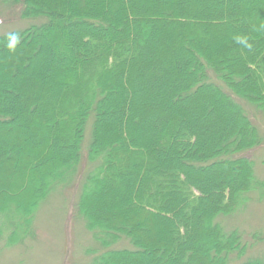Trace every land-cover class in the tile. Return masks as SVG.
I'll use <instances>...</instances> for the list:
<instances>
[{
    "label": "trees",
    "instance_id": "obj_1",
    "mask_svg": "<svg viewBox=\"0 0 264 264\" xmlns=\"http://www.w3.org/2000/svg\"><path fill=\"white\" fill-rule=\"evenodd\" d=\"M0 2L35 20L9 31L14 51L0 35L7 246L96 163L78 201L94 264H264V244L249 254L242 241L264 231L226 232L220 217L255 194L264 205L251 158L264 144V0Z\"/></svg>",
    "mask_w": 264,
    "mask_h": 264
},
{
    "label": "rangeland",
    "instance_id": "obj_2",
    "mask_svg": "<svg viewBox=\"0 0 264 264\" xmlns=\"http://www.w3.org/2000/svg\"><path fill=\"white\" fill-rule=\"evenodd\" d=\"M33 23L35 20L22 19L19 10L11 12L9 7L0 2V35L11 30L26 28ZM259 113L256 112L258 117H261ZM255 148L257 150L253 152L251 158L254 161L255 174L260 177L264 175V144ZM85 152L83 146L82 155ZM85 156L87 157V154ZM95 167L80 168L72 183L66 187L53 189L49 197L40 203L35 214V236L32 235L26 238L23 243L20 242L13 246H7L5 238L0 239V264L95 263L102 253L99 250L100 245L78 211V201L86 177ZM252 199L254 200L246 212L220 216L226 218L225 222L221 224L226 232L238 230L243 236L244 230H246L248 231L246 234L253 237L264 231V205L260 203V198L256 194L252 195ZM242 241L249 244L247 252L249 254L251 251L260 249L259 247L264 244V242L252 244L244 239ZM129 245L131 247L132 244L129 243Z\"/></svg>",
    "mask_w": 264,
    "mask_h": 264
},
{
    "label": "clouds",
    "instance_id": "obj_3",
    "mask_svg": "<svg viewBox=\"0 0 264 264\" xmlns=\"http://www.w3.org/2000/svg\"><path fill=\"white\" fill-rule=\"evenodd\" d=\"M238 43H243L245 47L250 48L251 45L247 44L246 40H241V39H237ZM20 43V36L19 33L16 32H9L7 34V44L6 47L10 50V51H14L17 47V45Z\"/></svg>",
    "mask_w": 264,
    "mask_h": 264
}]
</instances>
